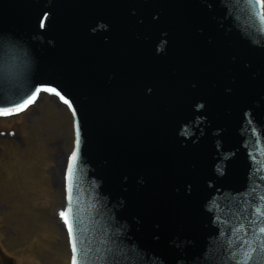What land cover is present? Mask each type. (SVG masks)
<instances>
[{
  "label": "water",
  "instance_id": "obj_1",
  "mask_svg": "<svg viewBox=\"0 0 264 264\" xmlns=\"http://www.w3.org/2000/svg\"><path fill=\"white\" fill-rule=\"evenodd\" d=\"M48 88L70 264H264L260 0H0V115Z\"/></svg>",
  "mask_w": 264,
  "mask_h": 264
},
{
  "label": "rangeland",
  "instance_id": "obj_2",
  "mask_svg": "<svg viewBox=\"0 0 264 264\" xmlns=\"http://www.w3.org/2000/svg\"><path fill=\"white\" fill-rule=\"evenodd\" d=\"M72 144L69 109L50 92L0 117V264H70L60 213Z\"/></svg>",
  "mask_w": 264,
  "mask_h": 264
},
{
  "label": "snow or ice",
  "instance_id": "obj_3",
  "mask_svg": "<svg viewBox=\"0 0 264 264\" xmlns=\"http://www.w3.org/2000/svg\"><path fill=\"white\" fill-rule=\"evenodd\" d=\"M261 3H264V0H260ZM48 91L55 92L56 90L54 88H48ZM39 91V89H37ZM58 94V93H57ZM35 96V93H33V96L29 97L28 99L24 100L21 104L14 105L15 111H20L22 108L26 107L29 103L32 102L33 98ZM63 98V97H61ZM0 111H3L4 113H7L9 109H0ZM62 217L65 216V213L62 211L60 213ZM65 223H67V219L65 218ZM260 231L264 232V228H261ZM69 233L71 234V229H69ZM73 251L75 252V247L73 248ZM73 264H76L75 256L73 257Z\"/></svg>",
  "mask_w": 264,
  "mask_h": 264
}]
</instances>
